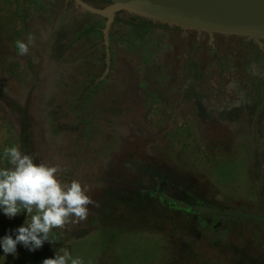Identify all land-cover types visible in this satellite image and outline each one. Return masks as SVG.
<instances>
[{
    "label": "rangeland",
    "instance_id": "rangeland-1",
    "mask_svg": "<svg viewBox=\"0 0 264 264\" xmlns=\"http://www.w3.org/2000/svg\"><path fill=\"white\" fill-rule=\"evenodd\" d=\"M128 16L115 15L103 76L105 18L0 0V168L18 146L94 201L52 243L0 248V264L65 250L84 264H264V39ZM29 220L0 210V238Z\"/></svg>",
    "mask_w": 264,
    "mask_h": 264
},
{
    "label": "clouds",
    "instance_id": "clouds-1",
    "mask_svg": "<svg viewBox=\"0 0 264 264\" xmlns=\"http://www.w3.org/2000/svg\"><path fill=\"white\" fill-rule=\"evenodd\" d=\"M33 39L27 42L17 40L16 48L21 56L27 55ZM4 157L11 167L0 168V210L13 218L26 213L30 220L0 238V248L5 255L17 254L21 244L29 251H35L47 241L53 242V229H65L68 225L87 219L89 205L94 201L87 194L86 185L73 179L70 183L61 181L58 165L35 162L34 157L22 152L18 146L4 149ZM26 220V219H25ZM84 264L80 257L73 258L65 250L54 257L45 258L42 264Z\"/></svg>",
    "mask_w": 264,
    "mask_h": 264
},
{
    "label": "water",
    "instance_id": "water-1",
    "mask_svg": "<svg viewBox=\"0 0 264 264\" xmlns=\"http://www.w3.org/2000/svg\"><path fill=\"white\" fill-rule=\"evenodd\" d=\"M89 13L105 18L102 28L107 74L111 63L110 28L117 12L182 29L264 39V0H109L96 7L84 0H72ZM102 76V77H103Z\"/></svg>",
    "mask_w": 264,
    "mask_h": 264
},
{
    "label": "trees",
    "instance_id": "trees-1",
    "mask_svg": "<svg viewBox=\"0 0 264 264\" xmlns=\"http://www.w3.org/2000/svg\"><path fill=\"white\" fill-rule=\"evenodd\" d=\"M86 2H89L90 4L96 6V7H103L105 6L107 3H109V0H84ZM115 21H124L122 18L120 17H116ZM127 23H133L134 21H137L138 23L136 24V27H143L144 29L149 28L150 26H152L154 23L151 20H147L144 18H141L139 16H135V15H129L128 18L125 20ZM162 26H168L167 24H161ZM90 28H88L87 30H89ZM95 31L100 32V28L98 26H94L93 28ZM101 33V32H100ZM111 51V50H110ZM95 81V80H93ZM96 82V81H95ZM101 81H97L93 88H97L100 85Z\"/></svg>",
    "mask_w": 264,
    "mask_h": 264
},
{
    "label": "flooded vegetation",
    "instance_id": "flooded-vegetation-1",
    "mask_svg": "<svg viewBox=\"0 0 264 264\" xmlns=\"http://www.w3.org/2000/svg\"><path fill=\"white\" fill-rule=\"evenodd\" d=\"M121 12H124V11H120V12H117V13H121ZM126 13V12H125ZM130 15V14H129ZM187 249H189L188 247H187Z\"/></svg>",
    "mask_w": 264,
    "mask_h": 264
}]
</instances>
